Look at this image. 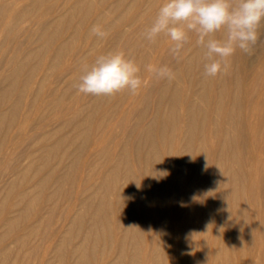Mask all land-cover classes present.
Returning <instances> with one entry per match:
<instances>
[{
	"label": "rangeland",
	"instance_id": "374dc122",
	"mask_svg": "<svg viewBox=\"0 0 264 264\" xmlns=\"http://www.w3.org/2000/svg\"><path fill=\"white\" fill-rule=\"evenodd\" d=\"M162 3L0 0V264H264V20L208 77L195 32L145 37ZM115 51L146 87L78 93Z\"/></svg>",
	"mask_w": 264,
	"mask_h": 264
},
{
	"label": "clouds",
	"instance_id": "9594fccd",
	"mask_svg": "<svg viewBox=\"0 0 264 264\" xmlns=\"http://www.w3.org/2000/svg\"><path fill=\"white\" fill-rule=\"evenodd\" d=\"M262 20L264 0H163L144 35L153 42L161 34L169 37L173 42L170 52L179 57L189 40L188 33L195 32L197 43L206 48L209 62L204 66L205 75L215 77L227 71V61L237 48L248 53L257 43ZM222 30L226 31L225 39L211 38ZM90 34L101 40L109 35L101 24L93 25ZM147 71L158 80L175 79V73L166 65L150 64ZM140 72V66L123 51L109 52L97 56L92 65L84 66L76 88L85 95L111 97L128 90L135 96L147 85Z\"/></svg>",
	"mask_w": 264,
	"mask_h": 264
},
{
	"label": "bare ground",
	"instance_id": "6f19581e",
	"mask_svg": "<svg viewBox=\"0 0 264 264\" xmlns=\"http://www.w3.org/2000/svg\"><path fill=\"white\" fill-rule=\"evenodd\" d=\"M208 62V61H207ZM175 94V93H174ZM175 97V96H174ZM171 107V106H170ZM192 108V107H191ZM161 117V116H160ZM158 121H160V120H158ZM162 121V120H161ZM160 121V123H161V125H163V123ZM162 128H164V126L162 127ZM161 129V128H160ZM150 130V129H149ZM161 131V130H160ZM163 131V130H162ZM162 131H161V133H162ZM160 133V132H159ZM161 133H160V135H161ZM159 135V134H158ZM172 135V134H171ZM169 136V135H168ZM171 137V136H170ZM170 139V138H169ZM173 140V139H172ZM163 141V140H162ZM170 142V141H169ZM152 146V145H151ZM151 148H153V147H151ZM147 150V149H146ZM152 150H154V148L152 149ZM155 151V150H154ZM157 153V152H156ZM155 153V154H156ZM148 154V153H147ZM154 154V155H155ZM153 155V156H154ZM156 156V155H155ZM169 158H170V156H169ZM144 160H145V158H144ZM143 160V162H145V161H147V160H145L144 161ZM122 189V188H121ZM133 189V188H132ZM128 193V192H127ZM130 194V193H129ZM118 196V195H117ZM163 198V197H162ZM133 199V198H132ZM128 200V199H127ZM134 201V200H133ZM116 202V201H115ZM126 202V201H125ZM138 202V201H137ZM124 205H125V203H124ZM126 206H127V204H126ZM128 207V206H127ZM129 209H130V211L132 210L130 207H128ZM136 208V207H135ZM99 209H100V207H99ZM97 211V210H96ZM129 212V211H128ZM132 212V211H131ZM145 212V211H144ZM128 215H129V213H128ZM106 217V216H105ZM105 219V218H104ZM101 223V222H100ZM95 224V223H94ZM101 230V229H100ZM109 230V229H108ZM111 232V231H110ZM88 234V233H87ZM89 236V235H88ZM109 236V235H108ZM90 237V236H89ZM96 239V238H95ZM109 239V238H108ZM112 239V238H111ZM110 240V239H109ZM111 241V240H110ZM112 242V241H111ZM109 243V242H108ZM113 243V242H112ZM177 246V245H176ZM175 246V247H176ZM86 250V249H85ZM176 250V249H175ZM134 257V256H133ZM81 260V259H80ZM84 262V261H83ZM101 262V261H100Z\"/></svg>",
	"mask_w": 264,
	"mask_h": 264
}]
</instances>
